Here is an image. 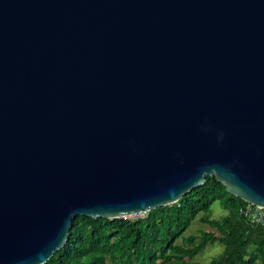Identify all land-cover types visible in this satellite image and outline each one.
<instances>
[{"label": "water", "instance_id": "obj_1", "mask_svg": "<svg viewBox=\"0 0 264 264\" xmlns=\"http://www.w3.org/2000/svg\"><path fill=\"white\" fill-rule=\"evenodd\" d=\"M207 177L264 209V0H0V264Z\"/></svg>", "mask_w": 264, "mask_h": 264}, {"label": "trees", "instance_id": "obj_2", "mask_svg": "<svg viewBox=\"0 0 264 264\" xmlns=\"http://www.w3.org/2000/svg\"><path fill=\"white\" fill-rule=\"evenodd\" d=\"M217 202L227 212L220 220L211 215ZM249 206L207 177L178 203L141 218L76 217L68 242L46 264H203L196 258L217 243L224 250L207 264H264V221H251ZM197 219L208 229L186 237Z\"/></svg>", "mask_w": 264, "mask_h": 264}, {"label": "rangeland", "instance_id": "obj_3", "mask_svg": "<svg viewBox=\"0 0 264 264\" xmlns=\"http://www.w3.org/2000/svg\"><path fill=\"white\" fill-rule=\"evenodd\" d=\"M211 215L214 219L220 220L222 219L225 215H227V212L222 209L220 203H215L214 206L212 207ZM145 215H141L135 218H130V219H137L144 217ZM208 229L207 225L202 224L198 219L190 226V228L185 232V236H190V235H198L200 231ZM224 250V247L220 244H215L209 246L202 254H200L197 258L196 261L201 262L203 264L210 263L212 260L217 258L222 254Z\"/></svg>", "mask_w": 264, "mask_h": 264}, {"label": "built area", "instance_id": "obj_4", "mask_svg": "<svg viewBox=\"0 0 264 264\" xmlns=\"http://www.w3.org/2000/svg\"><path fill=\"white\" fill-rule=\"evenodd\" d=\"M256 206H249L245 211V215L253 222H261L264 221V209L256 207Z\"/></svg>", "mask_w": 264, "mask_h": 264}]
</instances>
